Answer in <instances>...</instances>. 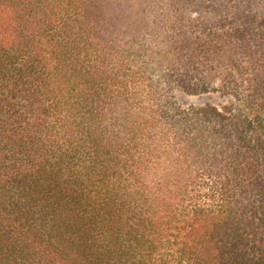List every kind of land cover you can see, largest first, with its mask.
I'll return each mask as SVG.
<instances>
[{
  "label": "trees",
  "instance_id": "1",
  "mask_svg": "<svg viewBox=\"0 0 264 264\" xmlns=\"http://www.w3.org/2000/svg\"><path fill=\"white\" fill-rule=\"evenodd\" d=\"M0 264H264V0H0Z\"/></svg>",
  "mask_w": 264,
  "mask_h": 264
},
{
  "label": "rangeland",
  "instance_id": "2",
  "mask_svg": "<svg viewBox=\"0 0 264 264\" xmlns=\"http://www.w3.org/2000/svg\"><path fill=\"white\" fill-rule=\"evenodd\" d=\"M174 98L177 104L182 107L190 105H203L207 102L218 104L221 102V98L217 93H206L200 95H188L182 92H176Z\"/></svg>",
  "mask_w": 264,
  "mask_h": 264
}]
</instances>
